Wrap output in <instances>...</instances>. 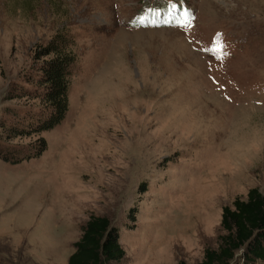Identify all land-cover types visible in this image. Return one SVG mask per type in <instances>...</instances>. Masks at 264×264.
Returning a JSON list of instances; mask_svg holds the SVG:
<instances>
[{
  "label": "rangeland",
  "instance_id": "obj_1",
  "mask_svg": "<svg viewBox=\"0 0 264 264\" xmlns=\"http://www.w3.org/2000/svg\"><path fill=\"white\" fill-rule=\"evenodd\" d=\"M63 30L66 116L0 161V264H69L91 215L120 229L114 264H199L223 208L264 192V0H0V120L46 111L37 53Z\"/></svg>",
  "mask_w": 264,
  "mask_h": 264
},
{
  "label": "trees",
  "instance_id": "obj_2",
  "mask_svg": "<svg viewBox=\"0 0 264 264\" xmlns=\"http://www.w3.org/2000/svg\"><path fill=\"white\" fill-rule=\"evenodd\" d=\"M71 40L63 30L41 46L38 58H49L40 64L36 80L42 88L35 97L41 99L46 111L32 119L20 120L18 124L0 120V130L3 131L0 133V161L18 164L39 157L47 150L48 143L43 133L60 124L68 111L71 75L77 62L76 53L70 46ZM22 90L30 95L27 89ZM18 94L19 91L11 97L10 93L9 97L16 98ZM18 137L36 138L25 146L8 142ZM221 228L218 247L207 248L199 264H231L239 252H242L245 262L264 261V192L253 187L247 198L237 197L232 205H226ZM75 247L69 264H114L125 256L119 227L102 215L90 216Z\"/></svg>",
  "mask_w": 264,
  "mask_h": 264
},
{
  "label": "snow or ice",
  "instance_id": "obj_3",
  "mask_svg": "<svg viewBox=\"0 0 264 264\" xmlns=\"http://www.w3.org/2000/svg\"><path fill=\"white\" fill-rule=\"evenodd\" d=\"M171 7H172V9H175L176 5L172 4ZM138 22L139 23H143V19L142 18H138ZM210 51L215 52V51H217V49L215 47H213L212 49H210Z\"/></svg>",
  "mask_w": 264,
  "mask_h": 264
}]
</instances>
